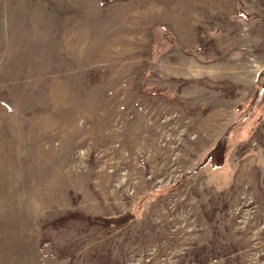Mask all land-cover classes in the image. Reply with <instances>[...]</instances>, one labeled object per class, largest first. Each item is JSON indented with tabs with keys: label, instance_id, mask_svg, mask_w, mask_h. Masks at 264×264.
<instances>
[{
	"label": "rangeland",
	"instance_id": "obj_1",
	"mask_svg": "<svg viewBox=\"0 0 264 264\" xmlns=\"http://www.w3.org/2000/svg\"><path fill=\"white\" fill-rule=\"evenodd\" d=\"M0 264H264V0H0Z\"/></svg>",
	"mask_w": 264,
	"mask_h": 264
},
{
	"label": "trees",
	"instance_id": "obj_2",
	"mask_svg": "<svg viewBox=\"0 0 264 264\" xmlns=\"http://www.w3.org/2000/svg\"><path fill=\"white\" fill-rule=\"evenodd\" d=\"M73 213L72 212H68L66 214H64L63 216L67 219L71 218V215ZM131 218V216L129 214H124L121 216H117V217H112V218H106V217H96V218H91L89 216H84V215H80L81 220H85L88 222H93L94 224L100 225V226H113L115 224V226H118L119 224H121V222L127 221Z\"/></svg>",
	"mask_w": 264,
	"mask_h": 264
}]
</instances>
